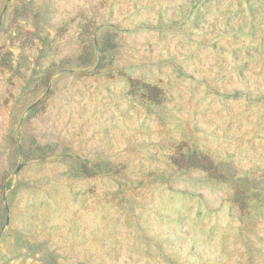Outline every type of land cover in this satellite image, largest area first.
<instances>
[{
	"label": "rangeland",
	"instance_id": "374dc122",
	"mask_svg": "<svg viewBox=\"0 0 264 264\" xmlns=\"http://www.w3.org/2000/svg\"><path fill=\"white\" fill-rule=\"evenodd\" d=\"M0 264H264V0H0Z\"/></svg>",
	"mask_w": 264,
	"mask_h": 264
}]
</instances>
